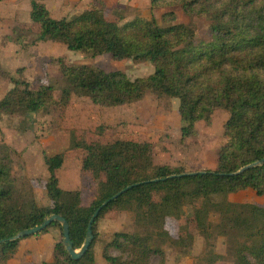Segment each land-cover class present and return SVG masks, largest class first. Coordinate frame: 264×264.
Wrapping results in <instances>:
<instances>
[{
	"label": "trees",
	"instance_id": "1",
	"mask_svg": "<svg viewBox=\"0 0 264 264\" xmlns=\"http://www.w3.org/2000/svg\"><path fill=\"white\" fill-rule=\"evenodd\" d=\"M150 5L152 9L180 7L192 17L203 15L210 40L196 43L194 29L176 23L174 11L163 15L166 26L154 17L120 24L108 20L101 9L54 19L43 4L30 0V20L39 26V42L60 43L91 58L107 54L115 61L154 65L150 76L130 80L119 71L73 66L58 59L63 106L73 96L101 107L131 104L149 93L174 98L179 101L183 139L195 136V125L209 121L214 111H227L217 169L186 172L156 164L152 145L144 141H74L73 146L84 152L81 171L92 176L95 196L84 205L79 191L60 188L57 171L64 156L55 154L44 158L48 172L44 187L51 206L39 207L29 187L15 184L8 149L0 145V264H8L16 255L22 240H11L16 234L52 215L67 222L73 249H80L99 208L86 254L73 261L61 241L53 247L51 262L43 264H94L97 221L110 211L129 213L138 232L114 233L102 251L106 264H150L152 256L163 264L162 247L183 242L170 237L166 221L180 219L184 209L190 211L197 234L209 246L218 238L233 245L234 264H264V207L228 199L247 189L264 196V164L237 174L264 158V0H150ZM12 84L13 89L0 100L2 114L25 117L55 105L51 86L34 91L26 82L13 79ZM51 227L62 232L57 223L42 232ZM192 238L188 233L187 241ZM108 248L121 256L110 255ZM223 260L211 250L204 258L207 264Z\"/></svg>",
	"mask_w": 264,
	"mask_h": 264
},
{
	"label": "rangeland",
	"instance_id": "2",
	"mask_svg": "<svg viewBox=\"0 0 264 264\" xmlns=\"http://www.w3.org/2000/svg\"><path fill=\"white\" fill-rule=\"evenodd\" d=\"M37 1L54 19H70L86 10L101 9L108 20L120 24L136 18L149 20L154 17L161 26H166L163 15L174 11L176 23L194 29L196 43H205L211 38L203 15L187 16L180 7L152 9L150 0ZM30 10V0L0 1V100L13 89L12 80L16 79L26 82L34 91L43 86L53 87L55 105L25 117L0 113V145L8 149L15 184L19 188L29 187L39 207L51 206L44 187L48 178L44 158L55 154L64 156V163L57 171L60 188L79 191L84 205L95 196L96 184L92 176L81 171L84 152L73 146L74 141H144L152 145L156 164L186 172L217 169V152L223 142V126L229 117L225 110L214 111L209 121H199L195 125V136L183 139L179 101L174 98H157L149 93L131 104L101 107L92 104L88 98L73 96L68 105H61L62 78L58 59L73 66L87 65L104 72L119 71L130 80L146 78L155 68L149 62L115 61L107 54L91 58L68 51L60 43L39 42L36 40L39 26L30 20ZM228 199L264 207V196H257L250 189L230 194ZM165 228L171 238L183 242L180 245L167 242L162 247L163 264H207L204 258L210 250L224 258L216 264H234L233 245L218 238L209 246L197 234L188 209L183 210L180 219H168ZM186 230L193 236L191 241H187ZM96 231L94 264H106L102 251L114 233L134 234L138 229L129 213L110 211L97 221ZM62 240L56 227L27 237L20 241L18 254L11 264L51 262L53 247ZM108 252L112 256H121L112 248H108ZM159 262L158 256L151 257L150 264Z\"/></svg>",
	"mask_w": 264,
	"mask_h": 264
},
{
	"label": "water",
	"instance_id": "3",
	"mask_svg": "<svg viewBox=\"0 0 264 264\" xmlns=\"http://www.w3.org/2000/svg\"><path fill=\"white\" fill-rule=\"evenodd\" d=\"M263 164H264V158L259 160V161L254 162L252 164L244 166L243 168H241L237 172V174H241V173H243L247 170H250L252 168L262 166ZM195 174L196 173H192L189 175H195ZM125 191H126V189H124L123 191H121L120 193L115 195L112 199H110V201L113 200L114 198H117L118 196H120ZM106 204L107 203H104L103 206H105ZM100 209L101 208L97 209V211L91 217L89 224H88V228H87V232H86V236H85L83 245L78 251L73 249V245H72V242H71L70 237H69V227H68L67 222L59 215H52L49 218L45 219L41 225L36 226L32 229H28V230H24V231L19 232L11 240H19V239H24V238H27L30 236H34L36 234L41 233L48 226H50L52 223H57L61 226V229H62L61 233H62V238H63L62 242H63V245L65 247V250H66L68 256L73 261H77L82 256H84L86 254V252L89 249L90 244L93 241L92 224L94 223L95 219L97 218Z\"/></svg>",
	"mask_w": 264,
	"mask_h": 264
},
{
	"label": "crops",
	"instance_id": "4",
	"mask_svg": "<svg viewBox=\"0 0 264 264\" xmlns=\"http://www.w3.org/2000/svg\"><path fill=\"white\" fill-rule=\"evenodd\" d=\"M24 240H25V239H24ZM24 240L22 239V241H24ZM20 243H21V242H20ZM20 243H19V247H20ZM18 251H19V248H18L17 253H16V255L14 256V258L17 256ZM12 261H13V259H11V260L8 262V264H11Z\"/></svg>",
	"mask_w": 264,
	"mask_h": 264
}]
</instances>
